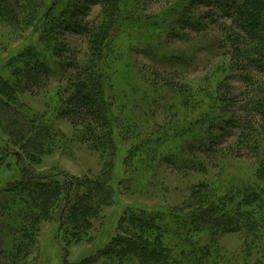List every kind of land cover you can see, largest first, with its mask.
I'll list each match as a JSON object with an SVG mask.
<instances>
[{"label":"rangeland","instance_id":"1","mask_svg":"<svg viewBox=\"0 0 264 264\" xmlns=\"http://www.w3.org/2000/svg\"><path fill=\"white\" fill-rule=\"evenodd\" d=\"M45 1L20 0L18 19L0 21V76L6 78L9 93L15 94L18 101H11L13 96L5 95L8 92H4L1 99L13 105L10 109L16 112L36 116L33 130L40 129L44 119L51 128L49 131H55L52 141L46 136L43 153L32 148L29 151L37 154L30 156L27 148L24 150L10 138L9 127L5 119L2 120L4 116L1 117L5 113H0V147L9 150L0 168V197L5 187L22 177V167H30L35 175L44 180L51 178L69 183V187L81 184L75 195L85 196V190L103 184L106 190H111V194L100 192L96 202H92L94 214L88 215L86 221L77 217L75 222L67 218L68 210L80 200L76 199L74 191H63L59 201H55L49 209V216L39 218L34 235L37 242L25 252L28 254L25 263L22 261L19 264H153L131 254L119 241L122 237L134 238L136 233L131 232L130 224L124 220V214L129 215V210L136 211V214L142 210L147 215L158 210L189 213L202 205L216 204L219 209L227 204H242L264 215V201H261L264 199V147L256 152L245 150L239 156L235 149L239 147L241 130L228 126L226 135L213 139L214 149L211 151L197 150L201 145L193 142L191 151L184 148V156L171 155L174 161H185V157L198 163L197 167L180 170L171 163V159L167 162L169 158H165L166 154H176L169 147L174 149L183 141L180 139L184 137L179 135L184 133L183 128L187 124H197L204 115L210 114L215 124L207 130L218 135V126H222L220 123L230 125V117L235 115L220 106L221 91L227 86L237 91L245 84L229 68L227 55L217 41L222 35L218 28L191 29L183 23L180 26L178 16H172L171 11L182 6L185 8L189 0H171L170 3L141 0L142 7L131 15L132 18H129L130 13L124 18L120 16L119 26L113 33L114 45L103 50L106 56L107 112L103 105L101 111L105 119L108 116L109 124L107 120L102 123L99 128L102 134L96 139L87 134L83 126L74 127L63 118L61 103L66 97V88L71 86L73 71L68 67L59 72L57 65L49 62H57L55 51L59 48H54V45H64L69 55L75 53L77 58H81L87 41L64 31L59 20L50 17L48 11L51 8L64 11L60 1L47 0V8L44 7ZM121 2L124 4L123 0ZM209 8L201 4L198 11L200 13ZM100 10L99 4H93L88 18L96 17ZM186 13H181L180 20L189 14ZM192 17L197 18L193 14ZM156 25L159 29L153 32ZM49 29L54 32V37L49 35ZM149 39L156 41L151 49L146 45ZM153 48L169 56H190V65L182 66L174 63L175 60L163 65L153 55ZM28 50L43 60L52 75L40 74L37 78L31 75L27 78L28 74L21 70L16 75L11 74L12 64L21 66L19 59L26 58L25 51ZM185 68L187 71L179 70ZM64 69L66 72H63ZM35 70L38 71L36 68L31 71ZM155 70L167 74L169 80L173 78L176 84L161 81ZM175 70L178 73L173 74ZM251 71L264 81L261 74ZM198 128L201 133L204 131L202 124ZM108 131H112L115 143L108 139ZM257 145L258 148L264 146L261 141ZM17 154L21 155L20 160ZM243 185H250L256 194L263 195L260 203L233 198V189ZM64 195L69 197L70 206H65ZM81 204L83 202L80 201L76 205L77 209ZM64 210L65 225L61 230L58 217ZM2 217L0 215V247L6 251V257L12 258L9 254L13 247V235L3 229L7 219ZM80 221L84 222L83 227H77ZM194 228L203 235L208 229L199 222L194 224ZM256 229L264 234L262 222ZM261 237L264 240V235ZM207 240V237L193 239L191 244L198 245L199 252L205 254L202 248ZM212 240L209 255L201 260L196 255L184 264H259L264 258V244L260 246L262 242L256 240L249 252L244 245V234L220 231L215 232ZM6 257L0 254V261L5 263Z\"/></svg>","mask_w":264,"mask_h":264},{"label":"trees","instance_id":"2","mask_svg":"<svg viewBox=\"0 0 264 264\" xmlns=\"http://www.w3.org/2000/svg\"><path fill=\"white\" fill-rule=\"evenodd\" d=\"M18 1L20 2V0ZM18 1L0 0V21L3 19L16 21L18 19V11L20 10L18 7L21 4V2L19 3ZM55 1H60V3H62L61 6H64L63 12L65 13L61 12L60 8H51L48 11L51 15L50 17L59 20L64 31H70L87 41V48L81 58H77L75 53L69 55V51L65 49L64 45H54V48H59L58 51H55L58 63L52 60L49 62L57 65L59 72H61L63 68L68 69V67L73 71L70 80L71 86L66 88V97L63 99V103H61L63 106L61 105L60 112L63 118L71 125L74 127L83 126L87 134L99 139L98 135L102 134L101 131H99V128L102 127V123L107 120V125L109 124L108 116L105 119V115H103L101 111L103 105V109L107 112V80L106 74L104 73L106 56H104L103 50L104 48L109 49L114 45L112 42V39L114 40L115 37L113 33L115 32V28L119 26L120 16L124 18L125 15L130 13L129 18H132L131 15L136 14L137 10L142 7L141 0H123L124 4H122L121 0ZM145 1L147 2V0ZM150 1L154 3L171 2V0ZM48 4L49 1L46 0L44 2V7L47 8ZM93 4H99L101 10L96 17L88 18L91 14V7ZM201 4L210 8L205 11L202 10L199 13L198 9ZM183 12L189 14L187 15L186 13L187 16L180 20L181 13ZM171 13L172 16H178L176 18L179 20L180 26L183 23L191 29L204 27L207 29L211 27L218 28L222 35L218 36L219 40L217 41H219L218 43L221 50L227 55L230 63L229 68L232 72L236 73L235 75L240 78V81L245 84V87L237 89L236 91L233 87L227 86L221 91L220 106L235 113L234 116L230 117V125H227V122L220 123L222 126L217 125L219 128L218 135L209 132L207 127L209 128L215 124L213 122V117H209L210 114L204 115L202 120L196 122L197 124H187L186 127L183 128V131L185 130L184 133L179 135L180 137H184L180 139L183 141H180V144H177L178 146L174 149L169 147V149L173 150V153L176 152V154H166L165 158H169L167 162L170 161L171 155L184 156L185 147L188 148V151H191L193 149V142H197L201 145L198 149L196 148L197 150L211 151L214 149V143H212V141L218 140L221 135H226L228 132L225 131H227L228 126L231 129L241 130L240 138L238 139L239 147L235 149V151H238L239 156L242 155L245 150L247 152L262 150L264 146L258 148L257 142L261 141L264 144V129H261L264 128V81H262L261 77L254 75L251 70H254L264 77V0H189L185 8L184 6H182V8H173ZM192 14L193 16H197V18L192 17ZM124 21L128 22L125 19ZM158 29L159 27L156 25L154 29L151 30L155 32ZM53 33L54 32L49 29V35H53L54 37L55 35ZM150 36L153 37V35ZM146 41V45L150 47V49L156 42L151 39ZM144 43L145 42H143V44ZM157 44L159 47V43ZM25 54L27 55L26 58L21 57L19 59L22 63L21 66L20 64H12L11 74L16 75L17 71L21 70L28 74L27 78H30L31 75L36 78L40 74H45L46 76L52 75L53 72H50L49 67L42 62L43 60H40V57H37L36 54L29 50L25 51ZM153 55H155L161 63L163 62V65L171 64L174 60V63L177 62L182 66L185 65L189 67L190 65V56L187 58L185 55L169 56L161 54L156 48H153ZM34 68L38 69V71L35 70V72H32L31 70ZM65 69L63 72H66ZM179 70L187 71L186 68ZM162 72L170 74L168 71ZM154 73L161 81L176 84L172 81L173 78L169 80L170 77L167 74L160 73L156 70ZM172 73L178 72L175 70ZM7 83L8 81L6 78L1 75L0 113H5L4 115L1 114V117L4 116L2 120L5 119L6 125L9 127L10 138H12L15 143L20 144L24 150L26 148L27 151L34 149L37 150L38 153H43L46 136L48 140L52 141V135L55 131H49L51 128L46 124V120L44 119H42L43 126L40 129L33 130L34 123L37 120H35L36 116H28L26 112H16L10 109L13 105L4 103L1 99L2 94L8 92L5 93V95L11 94L13 96V98L10 99L11 101L16 99V102L18 100L15 94L12 92L9 93ZM223 84H225V81ZM201 124L202 130L204 129L202 133L201 130H199L200 128H198ZM261 124L263 127H259ZM110 127L113 129L112 126ZM205 133H207V135ZM261 133L263 135H260ZM108 134V139H111V141L113 140L115 143L114 137L111 136L112 131H108ZM207 140H210L211 143ZM4 148L5 147H0V168L4 165L5 157L7 153H9V150ZM27 153L28 155L30 154V156L37 154L35 151H29ZM160 153L162 152L160 151ZM163 154L164 152L162 155ZM17 157L19 160L21 159L20 154H17ZM38 157L39 156H37V158ZM183 159H185V161H174L171 159V163L180 170L184 167L199 166L198 163L188 161L185 157ZM21 174L22 177L20 179L13 181L8 187L4 188V194L0 197V215L3 216L2 218L7 219V224H3V229L9 231L13 235L11 239L13 247L10 248L11 254H9L12 258L9 256L6 257V251L0 247V254L7 258L5 263L0 261V264H19L22 261L24 262L28 255L25 252L28 248H32L35 242H37L34 235L39 218L44 215L49 216V209L55 201H59V197L62 196L63 191H65V193L66 191L68 193L74 191L75 195V190L81 185L75 186V184H72V186L69 187V183H60L51 178L49 180L41 179L38 175L33 173L30 167H22ZM86 188L90 189V186ZM107 190L103 184L102 186L95 185L91 190H85V196L77 192L78 195H75L76 199L83 202V205L81 204L78 207L79 210L76 205L80 203V201L72 205L71 209L68 210L69 214L67 218L71 221H75V219L79 217L86 221L88 215L94 214L92 202L97 199L100 192L106 191L111 194V190ZM233 191L234 193H232ZM233 191L231 194L235 200L241 199L243 201L248 199L252 200V203L259 202V200H261L260 198H262L261 196H263L259 193L256 194L250 185L237 187L233 189ZM96 192L98 194L95 195ZM64 196L66 197L65 206H68L69 197L67 195ZM17 198H20L18 200L19 202H16ZM261 201H264V199ZM197 203H199V201H197ZM203 206L204 205L199 206L197 209L189 211V213H175L176 211L173 212V210H158V212H151L147 215L145 214L146 212L142 213V210L137 211V214L136 211L129 210L128 212H130V214H124V220L130 224V228L132 229L131 232L136 233L133 236L134 238L122 237L123 239L119 238V241L124 243L126 250H130L131 254L137 256L142 261H151L153 264H184L189 262L188 260H191V258L196 255L199 260H201L205 258L207 254H210L208 250L212 244L213 236L215 232L220 231L244 234L246 243L244 245L249 252L250 247H253V243H255L256 240L257 242H262L260 246H263L264 240H262L263 238L261 236L264 234H262L259 229H256L258 223L262 222L264 224L263 214H258L252 208H247L242 204L235 206L227 204L219 209L216 204ZM58 220L60 229L63 230L65 225V210L60 213ZM197 222L204 224L206 228H208L206 234L203 235L202 232L194 230V224ZM83 223L84 222L80 221L77 227H83ZM75 231L77 230L75 229ZM182 231H185V233ZM206 237L208 238L207 242H202L204 244V248L202 249L205 254H201L202 252H199L198 245H192L191 242L193 239L201 240L206 239ZM19 238L22 239V241H18ZM1 245L2 243L0 241V246ZM120 250L123 252V249ZM118 251L119 249H117V252ZM259 264H264V258L261 259Z\"/></svg>","mask_w":264,"mask_h":264}]
</instances>
